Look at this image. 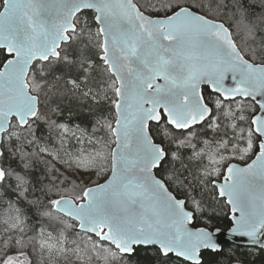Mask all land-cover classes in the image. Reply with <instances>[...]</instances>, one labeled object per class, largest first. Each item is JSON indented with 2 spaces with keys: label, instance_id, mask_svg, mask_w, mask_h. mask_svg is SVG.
Masks as SVG:
<instances>
[{
  "label": "snow or ice",
  "instance_id": "1",
  "mask_svg": "<svg viewBox=\"0 0 264 264\" xmlns=\"http://www.w3.org/2000/svg\"><path fill=\"white\" fill-rule=\"evenodd\" d=\"M241 247L264 252V0H0V264Z\"/></svg>",
  "mask_w": 264,
  "mask_h": 264
},
{
  "label": "trees",
  "instance_id": "2",
  "mask_svg": "<svg viewBox=\"0 0 264 264\" xmlns=\"http://www.w3.org/2000/svg\"><path fill=\"white\" fill-rule=\"evenodd\" d=\"M218 219L215 221L218 227L221 229H226L229 226V219L227 217V212L224 209H217ZM236 244H225V247H237ZM240 251L246 255V258L249 261V264H264V255L262 251L249 250L244 247L240 248ZM143 255V251H141Z\"/></svg>",
  "mask_w": 264,
  "mask_h": 264
},
{
  "label": "water",
  "instance_id": "3",
  "mask_svg": "<svg viewBox=\"0 0 264 264\" xmlns=\"http://www.w3.org/2000/svg\"><path fill=\"white\" fill-rule=\"evenodd\" d=\"M227 229H222V232L224 233V235L221 236V240L222 242H224L225 244H236V245H243L244 244V240L240 239V238H231L227 236Z\"/></svg>",
  "mask_w": 264,
  "mask_h": 264
},
{
  "label": "flooded vegetation",
  "instance_id": "4",
  "mask_svg": "<svg viewBox=\"0 0 264 264\" xmlns=\"http://www.w3.org/2000/svg\"><path fill=\"white\" fill-rule=\"evenodd\" d=\"M228 217V216H227ZM229 219V218H228ZM231 225L229 224V226L227 228H229ZM263 255H264V252H263Z\"/></svg>",
  "mask_w": 264,
  "mask_h": 264
}]
</instances>
